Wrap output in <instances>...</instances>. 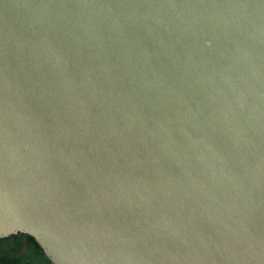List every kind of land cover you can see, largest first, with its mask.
Here are the masks:
<instances>
[{
	"label": "water",
	"instance_id": "obj_1",
	"mask_svg": "<svg viewBox=\"0 0 264 264\" xmlns=\"http://www.w3.org/2000/svg\"><path fill=\"white\" fill-rule=\"evenodd\" d=\"M50 264H264V0H0V239Z\"/></svg>",
	"mask_w": 264,
	"mask_h": 264
},
{
	"label": "rangeland",
	"instance_id": "obj_2",
	"mask_svg": "<svg viewBox=\"0 0 264 264\" xmlns=\"http://www.w3.org/2000/svg\"><path fill=\"white\" fill-rule=\"evenodd\" d=\"M25 236H16L0 241V255L6 254L19 258L20 264H50L36 248L28 244Z\"/></svg>",
	"mask_w": 264,
	"mask_h": 264
},
{
	"label": "trees",
	"instance_id": "obj_3",
	"mask_svg": "<svg viewBox=\"0 0 264 264\" xmlns=\"http://www.w3.org/2000/svg\"><path fill=\"white\" fill-rule=\"evenodd\" d=\"M16 236H25V238L27 239V241L29 243H31L32 245H34L42 253L41 249L36 244V242L34 241L33 238H31V237H29L27 235H16ZM16 236H12V237H16ZM5 239H7V238H5ZM1 240H3V239H0V241ZM0 264H20V260H19V258L14 257V256L6 255V254H1L0 255Z\"/></svg>",
	"mask_w": 264,
	"mask_h": 264
},
{
	"label": "flooded vegetation",
	"instance_id": "obj_4",
	"mask_svg": "<svg viewBox=\"0 0 264 264\" xmlns=\"http://www.w3.org/2000/svg\"><path fill=\"white\" fill-rule=\"evenodd\" d=\"M10 238H12V237H10ZM25 238V237H24ZM28 244H30V245H32L31 243H29L28 242ZM33 247H31V248H33V249H35L36 247L34 246V245H32ZM37 249V248H36ZM38 250V249H37ZM39 251V250H38ZM40 252V251H39ZM41 253V252H40ZM43 254V253H42ZM44 256V255H43ZM45 257V256H44Z\"/></svg>",
	"mask_w": 264,
	"mask_h": 264
}]
</instances>
